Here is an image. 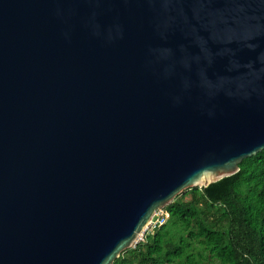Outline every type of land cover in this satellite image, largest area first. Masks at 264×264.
I'll use <instances>...</instances> for the list:
<instances>
[{
	"label": "water",
	"instance_id": "obj_1",
	"mask_svg": "<svg viewBox=\"0 0 264 264\" xmlns=\"http://www.w3.org/2000/svg\"><path fill=\"white\" fill-rule=\"evenodd\" d=\"M262 150L264 0H0V264H113Z\"/></svg>",
	"mask_w": 264,
	"mask_h": 264
},
{
	"label": "trees",
	"instance_id": "obj_2",
	"mask_svg": "<svg viewBox=\"0 0 264 264\" xmlns=\"http://www.w3.org/2000/svg\"><path fill=\"white\" fill-rule=\"evenodd\" d=\"M165 209L167 222L113 264H264V150Z\"/></svg>",
	"mask_w": 264,
	"mask_h": 264
},
{
	"label": "built area",
	"instance_id": "obj_3",
	"mask_svg": "<svg viewBox=\"0 0 264 264\" xmlns=\"http://www.w3.org/2000/svg\"><path fill=\"white\" fill-rule=\"evenodd\" d=\"M169 218V212L166 209H157L155 214L153 215L149 226L151 225L152 228L157 229L161 225L167 222ZM155 219V220H154ZM143 239V238H141Z\"/></svg>",
	"mask_w": 264,
	"mask_h": 264
},
{
	"label": "rangeland",
	"instance_id": "obj_4",
	"mask_svg": "<svg viewBox=\"0 0 264 264\" xmlns=\"http://www.w3.org/2000/svg\"><path fill=\"white\" fill-rule=\"evenodd\" d=\"M155 220V219H154ZM156 229L155 228H152V226H148V228L146 229V231L143 233V235L140 236L139 238V241H141V237L143 238L145 236V234H148V233H153Z\"/></svg>",
	"mask_w": 264,
	"mask_h": 264
},
{
	"label": "clouds",
	"instance_id": "obj_5",
	"mask_svg": "<svg viewBox=\"0 0 264 264\" xmlns=\"http://www.w3.org/2000/svg\"><path fill=\"white\" fill-rule=\"evenodd\" d=\"M164 209H165V208H164ZM149 224H150V223H149ZM149 224H148V226H149ZM147 228H148V227H147ZM142 235H143V234H142ZM141 238H142V237H141ZM143 239H144V237H143ZM143 239H142V240H143ZM138 242H139V241H138ZM138 242H137V243H138Z\"/></svg>",
	"mask_w": 264,
	"mask_h": 264
}]
</instances>
